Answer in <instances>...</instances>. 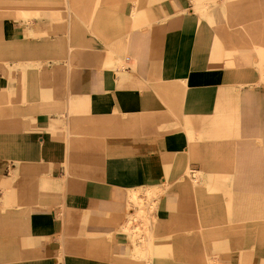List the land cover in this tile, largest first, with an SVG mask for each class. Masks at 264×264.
Segmentation results:
<instances>
[{"label": "crops", "instance_id": "obj_1", "mask_svg": "<svg viewBox=\"0 0 264 264\" xmlns=\"http://www.w3.org/2000/svg\"><path fill=\"white\" fill-rule=\"evenodd\" d=\"M12 2L22 3L17 12L0 11V184L10 180L0 185V264H147L137 258L144 255L152 264H206V250H163L152 236L142 249L122 230L133 228L130 215L142 222L129 206L137 188L145 197V187L157 186L169 194L151 212L160 220L154 230L177 229L172 210H196L180 181L189 166L201 173L197 184L227 177L230 217L202 231L219 264H264L263 225L247 248H234L243 239L230 243L264 218V81L252 59L241 65L236 57L251 47L239 42L240 24L263 16L237 11L247 7L242 0L227 9L219 0L207 14L194 0H0V7ZM29 5L69 8L85 31L75 37L96 42L71 49L68 12ZM134 8L142 25L131 29ZM29 13L41 15L24 19ZM109 51L124 68L103 66ZM210 126L228 164H206L197 128ZM169 198L190 200L169 208ZM243 200L247 207L236 203Z\"/></svg>", "mask_w": 264, "mask_h": 264}, {"label": "rangeland", "instance_id": "obj_2", "mask_svg": "<svg viewBox=\"0 0 264 264\" xmlns=\"http://www.w3.org/2000/svg\"><path fill=\"white\" fill-rule=\"evenodd\" d=\"M219 0H194L195 2V9L201 13V14H207L210 11H212L218 4ZM248 0H242L243 4H246L247 7L241 8L237 11H240L242 13H247L249 9L253 12V14H257L260 16H263L264 18V0H252L251 2H246ZM221 3L225 5V9L231 7V5L234 4L233 0L228 1V0H221ZM22 3L18 2H12L11 4L8 5H3L0 7V11L4 15H9L12 14L13 12L18 11L19 5ZM30 7H41L43 8V12L41 14H47L50 13L52 16H59L62 15L63 11L68 12L69 8L65 7H56L52 5H46V6H41V5H29ZM80 7H75L73 9L78 10ZM83 8V7H81ZM90 8V7H88ZM234 9V8H232ZM236 9V8H235ZM224 10V9H223ZM96 8H92V12L90 15L92 16L93 13H95ZM237 11L235 10L234 13L237 14ZM134 12V15L131 16L133 18V22L129 24L132 26L131 29H134L138 26H141L142 24L139 22L140 19L137 17L138 16V11L134 8L132 10ZM230 14H232V11H229ZM41 14H33L29 13L27 15H23L24 19H28L30 16H37ZM70 16V22L68 25H66L65 30L70 31V36H71V49H74V46L79 47L80 49L84 48H89V45L92 43L96 42L95 38H92L90 40L87 38L86 33H79L80 37L76 38L75 37V32H85L79 27V22L76 20L74 15L69 14ZM90 16V17H91ZM89 17V18H90ZM139 20V21H138ZM241 26L239 27V34L241 35V38L239 39V42L241 43H247L251 47L250 48H243L240 55L236 56L237 57V62L241 65H244L245 63H248L251 61L253 64L257 65L259 68V72L261 74L262 81H264V21L262 20H256L250 23H243L240 24ZM67 27H70L69 30ZM78 34V33H77ZM128 34L127 32L117 36V37H126ZM100 41V40H99ZM121 50H116L115 54L118 53V56H121L122 52ZM110 52V51H109ZM113 57L112 59H108L103 62L104 67H112L115 69H121L124 68L126 65L125 62L121 59L118 58L114 53L110 52ZM110 54V55H111ZM252 54H254L255 57L252 58ZM78 55L72 56L71 59L75 60L78 59ZM119 64V65H115ZM115 65V66H114ZM4 123H0V126H3ZM201 127V126H200ZM211 127V126H210ZM199 131H201V134L198 136V144H203L202 146L204 147L205 154L207 155L205 160L206 164H228L227 158L224 156L223 152L219 154L218 151V145H223V143L218 142L217 137H215L213 134L208 135V130L209 132L212 131V127L205 129V128H197ZM205 132V133H204ZM194 138L193 135L190 134V139L192 140ZM224 150V149H223ZM228 150V149H226ZM220 161V162H219ZM200 163H203L199 161ZM198 162V164H199ZM200 165V164H199ZM197 167V166H196ZM222 171L225 168L226 173L229 171V166H222ZM216 171V170H215ZM201 173L194 172V170L189 166L187 168V174L184 175L180 181H182V186L189 190V192H192L196 198L193 200L194 207L196 210H172V220L169 221H176L181 223V225H178L177 229H170V230H154V224L156 222H159L160 220L156 216V214H152L151 212H154L157 210V204L159 202V197L162 194H169L165 193V189H159V186L157 187H152V188H144L145 189V197H140L138 190L143 189V187H138L136 190V196H132L130 199V204L129 206L135 210H139L141 213L140 217L142 218V222H137L138 216L135 215L132 217V215L129 216V221L132 222L130 225L133 226L132 229L127 228L122 230L126 233H128L131 236V239L134 243H137L142 249H146L147 245L149 243V239L151 236L155 239L154 246L156 244H162L163 245V250L168 249V246L171 244H178L179 245V251L182 250L183 253L185 254V251L192 250V253L196 254H201L202 252H205L206 250V264H219L218 262V255L219 252H217V248L213 246V239L212 238H207L208 236L206 235V239L202 233L203 229H205L208 223L211 225L220 224L228 221L230 217V210H231V203L232 200L230 198V190L228 188V181L227 177L223 175H219L218 178L219 180L224 179L223 181H217V184L215 185H208V184H197V181L195 180L194 177H199ZM10 184V180H7L5 182H2L0 185L3 188H6ZM204 190L202 194L199 193H194V190ZM7 192V196L9 198V191L5 189ZM17 189L14 188L13 192H15ZM190 200L188 199H172L169 198V208L172 206H176L177 204H183L187 205V202ZM8 201V199H7ZM250 200H243L239 202L236 201L237 204H241V207H247V203H249ZM252 205H254L255 200H251ZM260 203V201H258ZM264 203V201H263ZM236 204V206H237ZM184 207V206H183ZM209 209V210H204V209ZM150 212V214H148ZM155 213V212H154ZM208 214V215H207ZM175 217H177L178 220H174ZM183 224V225H182ZM261 225L264 226V218L249 222L248 224V229L245 228L243 232H240V235L235 236L232 238L230 243H235L238 241L237 239H243L241 242L242 245L239 247H234L236 249H244L251 245V242H249V239L255 238V233L256 229H258ZM204 226V227H203ZM254 229V231H251V228ZM202 228V230H201ZM213 230V229H212ZM153 234V235H152ZM156 243V244H155ZM165 246V248H164ZM232 246L229 245L230 249ZM222 250V249H221ZM181 251V253H182ZM228 251V250H227ZM168 251V255H169ZM175 255V252H173ZM164 254V253H162ZM178 255L180 254L179 252L177 253ZM150 259L148 260V258ZM137 258H144L147 260V264H152L151 263V255H144V256H137ZM194 264V263H193ZM197 264V263H196Z\"/></svg>", "mask_w": 264, "mask_h": 264}, {"label": "bare ground", "instance_id": "obj_3", "mask_svg": "<svg viewBox=\"0 0 264 264\" xmlns=\"http://www.w3.org/2000/svg\"><path fill=\"white\" fill-rule=\"evenodd\" d=\"M135 194H137V193L135 192Z\"/></svg>", "mask_w": 264, "mask_h": 264}]
</instances>
